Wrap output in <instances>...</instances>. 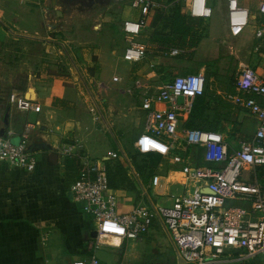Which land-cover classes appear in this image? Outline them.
Wrapping results in <instances>:
<instances>
[{
    "label": "crops",
    "instance_id": "crops-1",
    "mask_svg": "<svg viewBox=\"0 0 264 264\" xmlns=\"http://www.w3.org/2000/svg\"><path fill=\"white\" fill-rule=\"evenodd\" d=\"M241 1L243 5L252 8L255 4L257 7L260 0H251L249 4ZM224 3L226 5L225 0ZM183 5L188 13L186 4ZM124 7L128 10L122 15L113 13L109 7L94 12L75 10L65 14L57 0H0V43L5 39L22 36L38 39L53 60V64L46 61L40 65L38 76H30L33 82L28 88V91L33 89L30 93H19L41 106L40 111L19 110L9 103V96L0 100V134L4 130L1 135L14 143H18L27 134V150L36 160L35 170L27 171L0 159V264H72L75 260H87L91 255H97L98 248L90 246L95 241L92 235L96 227L94 217L88 212L87 204L77 200L72 192V185L83 169L81 158L61 154L63 144L75 143L76 140L82 145L79 154L101 160L106 167L109 161H120L123 165L128 175L127 182L114 188L109 184L105 192L107 197L115 198L114 209L117 214L130 213L139 207H146L151 214L149 231L141 239H121L114 234H102L100 245L119 250L120 258L116 264H134L141 260L142 256L135 249L147 243L161 247L167 243L175 252L176 264L183 261L158 209L172 205L174 197L198 185V181L186 179L182 165L174 163L172 155L183 151L185 154L181 156L189 157L192 164H201H196V159L191 157L192 153H188L189 146L178 145V150L168 154L174 167L164 173L155 172L145 182L126 148L133 146L142 151L136 143L145 131L146 112L142 109L144 98L176 75L204 72L206 76L205 68H187L181 64L168 67L165 59L177 56L163 53L165 50L162 51L163 48L154 41L150 25L145 34L138 37L139 42L149 46L146 57L139 62L123 59L127 46L124 47L122 38L118 42L113 37H104L98 44L85 39L84 35L89 29L103 31V23L106 21L110 25L109 31L116 30L117 26H113L112 19L117 15L125 39L123 23L128 18L137 17L138 13L129 6ZM227 16L226 5V29L220 37L223 43H226L227 38L239 39L243 35L235 37L230 34ZM210 18L189 20L198 28V21L207 22ZM41 33L45 35L37 37ZM258 44L257 40L254 45ZM120 49L121 53H118ZM258 59L264 66L262 53ZM251 67L264 79V69L260 65ZM150 80L156 91H151L152 85L149 87L147 84ZM209 80L215 81V76H210ZM216 88V85H210V92H213L208 93L211 108H216L219 97H223ZM236 92L234 87L222 99L230 101L227 95ZM230 102L240 109L238 116H246L247 124L243 120L241 123L248 125L246 138H250L257 127L256 120L243 107ZM156 106L163 111L168 107L164 103ZM190 113L180 114L181 134L183 129H188L183 127L182 122ZM219 122V131L216 132L222 133L231 146L238 147L240 141L246 139L232 138L229 129H221V122L225 121L221 120V124ZM143 144L154 147L148 139H144ZM193 148L203 151V166L206 165L204 147L196 145ZM111 152H116L118 156L112 157ZM155 176L158 177L156 182ZM244 202L237 200L229 205L250 208V204ZM90 221L93 228L88 229L87 222ZM127 246L131 248L128 250ZM128 256L134 263L122 261V258ZM247 262L250 261H233L228 264Z\"/></svg>",
    "mask_w": 264,
    "mask_h": 264
},
{
    "label": "built area",
    "instance_id": "built-area-1",
    "mask_svg": "<svg viewBox=\"0 0 264 264\" xmlns=\"http://www.w3.org/2000/svg\"><path fill=\"white\" fill-rule=\"evenodd\" d=\"M127 4L138 16L124 21L122 30L127 47L123 59L127 62L142 61L149 46L139 42L145 34L154 13L166 6L158 0H115ZM186 4L188 15L193 19H207L213 14L209 0H178ZM228 26L232 36H240L250 25L259 41L256 49L264 45V0L257 6V14L243 5L241 0H225ZM175 56L178 48L164 51ZM204 72L176 75L163 83L156 92L142 102L145 110V131L136 143L142 151L157 150L168 155L178 150V145L204 147L206 165L197 166L189 157L173 154L174 163L182 165L186 179L198 181V185L185 194L174 197L172 205L161 206L158 214L164 219L174 239L176 250L186 264H228L230 262L260 260L264 264V183L260 180L259 167H264V79L250 65L242 64L235 76V94L227 98L243 107L257 122L254 134L233 147L226 137L216 131L183 129L180 133V114L192 111L194 100L205 91ZM9 103L19 110L40 111L41 106L23 94L13 91ZM182 99V102L180 100ZM164 103L166 110L157 108ZM10 135V134H9ZM144 139L154 142V147L145 148ZM82 145L65 143L61 154L79 157L82 172L72 185L77 200L87 202V210L94 217L97 236L90 246L98 248L102 234H114L121 239L138 240L148 233L151 214L146 207L135 208L130 213L117 214L115 198L107 197L109 180L107 167L101 160L79 154ZM117 157L116 152H111ZM0 159L33 171L36 160L27 150V134L18 143L0 134ZM243 172L251 173L252 180L241 179ZM155 176V182L157 181ZM208 189L210 192H205ZM245 201L250 208L229 205L230 201ZM72 264H101L96 254L87 260H75Z\"/></svg>",
    "mask_w": 264,
    "mask_h": 264
},
{
    "label": "rangeland",
    "instance_id": "rangeland-1",
    "mask_svg": "<svg viewBox=\"0 0 264 264\" xmlns=\"http://www.w3.org/2000/svg\"><path fill=\"white\" fill-rule=\"evenodd\" d=\"M244 1L249 4L251 0ZM253 1L255 2V0ZM209 4L213 9L212 17L207 22L198 21V29L196 28V30L193 29L192 31V34L200 39L199 46L192 48L190 47L189 41L184 45L173 42L180 49L181 53L175 58L165 59V62L168 63V67H175L177 64H181V66H186L187 68L198 66L205 68L206 80L209 82V85H216V89H219L223 95V97H219L220 100L216 104L215 110L210 112V114L214 116L216 112H218L221 115L220 119L217 118V120L219 119L220 122L224 120L225 123H227L221 122V129L224 131L229 129V135L232 138L245 139L248 136L247 132L249 129L248 125H244L247 124L246 116H238L237 113L240 111L238 106L231 105L230 101H225L223 99L226 92L229 93L233 91V78L243 63L251 64V66L254 67L260 65L264 69V66H262L258 59L259 53L256 49L257 46L254 45L257 38L253 35V27L254 25L256 26L257 23L256 21H251L250 25L239 39L227 38L226 43H223L220 37L224 35L226 29V5L224 0H210ZM124 6L128 5L125 4ZM124 6L122 2L111 0V4L103 6V9L109 7L113 13L122 15L127 9ZM251 7V12L257 14L256 4ZM112 22L114 23V27L117 26L116 30H114L115 33L114 31H109L110 25L103 23V31L96 32L89 29L84 35L85 39L90 43L98 44V41L103 40L104 37H113L115 40L122 38L123 45L126 47L127 43L122 36V31H120L121 23L119 15L114 17ZM161 31L169 33L167 26H162ZM153 32L154 31L151 33L153 34ZM156 32H158L157 29ZM44 35V33H41L37 35V37H43ZM161 35H163V33L160 32L158 36ZM154 36L157 35L155 34ZM211 42H213V44ZM42 46L43 43L38 39L33 40L23 36L16 39H5L0 43V100H5L13 91L18 93L27 92L29 86L33 83L30 76L33 75L36 77L39 75L40 65L46 61H48V64H53V60H51ZM151 50L155 51L153 48ZM118 53H121V49L118 50ZM212 75L215 76V81L211 82L209 79ZM216 81L217 83H215ZM147 84H149V87L152 85L151 91H156L152 80L148 81ZM29 93L27 95L28 97H30ZM212 93V91L209 92V94ZM209 97L208 95V98ZM242 120L244 124L243 122L241 123ZM220 122L219 124H221ZM144 147L148 148V146L145 145ZM126 150L129 152V155H131L137 151V148L129 146ZM178 153L180 155L185 154L183 151H178ZM191 153V157L197 158L202 154V151L192 150ZM170 157V155L163 156V160L156 170L158 173H164L167 169L174 167ZM195 163L197 164V162ZM198 163H200V161ZM241 179L247 182L253 181L251 173L249 172H243ZM234 203H236L234 200L228 202V204ZM244 204L250 203L244 202ZM130 248L131 246H127L128 250ZM135 250L142 256L141 260H137L136 263H134V261H130L133 259L128 256L122 258V261L132 262L134 264H176L175 252L167 243L163 244L162 247L153 243L151 245L147 243L146 246L140 245L136 247ZM118 252L119 250L117 249L100 245L96 253L101 264H116L120 258ZM259 261L260 260H251L250 262L259 264Z\"/></svg>",
    "mask_w": 264,
    "mask_h": 264
},
{
    "label": "trees",
    "instance_id": "trees-1",
    "mask_svg": "<svg viewBox=\"0 0 264 264\" xmlns=\"http://www.w3.org/2000/svg\"><path fill=\"white\" fill-rule=\"evenodd\" d=\"M164 1L166 6L158 9L150 22V26L153 29L154 41L157 42L160 48H163L162 51H170L172 48H178L173 42L184 45L188 41L190 47L196 48L199 45L200 39L192 34L193 29L196 30V26L192 24V21L189 20L191 17L185 12V7L178 0H158ZM193 19V18H192ZM162 26L168 27V32H162ZM156 29L158 32H156ZM198 29V28H197ZM160 32L163 35H160ZM156 38V39H155ZM179 49V48H178ZM180 50V49H179ZM259 55L261 53L264 55V47H259L257 50ZM181 53V52H180ZM177 54L176 56L180 55ZM236 76V74H235ZM235 76L233 78V88L235 87ZM210 92L209 82L206 80L205 91L202 95L197 96L194 100V106L192 112L188 115V118L183 120L182 125L184 128L188 129H201L209 131H219L217 128V118L218 113L214 116L210 112L215 110L211 108L208 98V93ZM190 150H197L193 146H189ZM192 147V148H191ZM201 151V150H199ZM203 152V151H202ZM189 153V151H188ZM164 154L159 151L150 150V151H135L131 154V159L134 166L136 167L137 172L142 177L145 182H148L157 168L163 160ZM196 159L197 164L203 166V156L200 154ZM198 160V161H197ZM200 161V163H198ZM108 167V180L110 187H117L118 184L122 182H127L128 175L120 163V161H109L107 163ZM260 171V180L264 182V167H259ZM80 174V173H79ZM79 178V177H78ZM88 229L93 228L92 222H87ZM246 264H255L247 262Z\"/></svg>",
    "mask_w": 264,
    "mask_h": 264
},
{
    "label": "water",
    "instance_id": "water-1",
    "mask_svg": "<svg viewBox=\"0 0 264 264\" xmlns=\"http://www.w3.org/2000/svg\"><path fill=\"white\" fill-rule=\"evenodd\" d=\"M82 1H84V0H57V4H58V6L60 7V9H61V11L63 12V13H65V14H69V13H71L72 11H84V10H82L81 8H77V7H75L76 6V4H78V3H80V2H82ZM111 3V0H104V2H103V6H107V5H109ZM33 89L31 88L29 91H32ZM8 121H7V116H6V123H7ZM3 131L4 130H1V134H3ZM205 192H210L208 189H205L204 190ZM83 203L84 204H87V202L86 201H83ZM92 235H93V237H96L98 234H97V231L96 230H94L93 232H92ZM180 264H185L183 261H181L180 262Z\"/></svg>",
    "mask_w": 264,
    "mask_h": 264
},
{
    "label": "flooded vegetation",
    "instance_id": "flooded-vegetation-1",
    "mask_svg": "<svg viewBox=\"0 0 264 264\" xmlns=\"http://www.w3.org/2000/svg\"><path fill=\"white\" fill-rule=\"evenodd\" d=\"M104 0H84L78 4H76L75 7L81 8L84 11H97L100 10L103 7ZM259 264H263L259 261Z\"/></svg>",
    "mask_w": 264,
    "mask_h": 264
},
{
    "label": "bare ground",
    "instance_id": "bare-ground-1",
    "mask_svg": "<svg viewBox=\"0 0 264 264\" xmlns=\"http://www.w3.org/2000/svg\"><path fill=\"white\" fill-rule=\"evenodd\" d=\"M149 140V139H148ZM153 144H154V142L152 141V140H150Z\"/></svg>",
    "mask_w": 264,
    "mask_h": 264
}]
</instances>
